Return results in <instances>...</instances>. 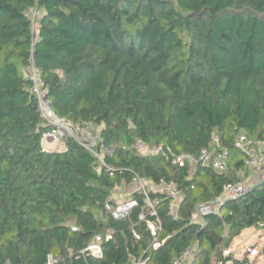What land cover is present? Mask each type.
<instances>
[{
    "label": "trees",
    "instance_id": "trees-1",
    "mask_svg": "<svg viewBox=\"0 0 264 264\" xmlns=\"http://www.w3.org/2000/svg\"><path fill=\"white\" fill-rule=\"evenodd\" d=\"M32 66L56 114L99 128L112 148L103 163L72 137L63 150L42 146ZM216 135L222 170L175 161ZM240 135L264 148V0H0V264H172L194 243L181 264H227L242 231L264 230V181L193 215L248 172ZM136 177L172 182L174 212L146 187L156 216L136 189L138 205L115 219L106 200ZM95 236L97 255L86 250Z\"/></svg>",
    "mask_w": 264,
    "mask_h": 264
},
{
    "label": "built area",
    "instance_id": "built-area-1",
    "mask_svg": "<svg viewBox=\"0 0 264 264\" xmlns=\"http://www.w3.org/2000/svg\"><path fill=\"white\" fill-rule=\"evenodd\" d=\"M28 76L33 81L31 91L37 96L41 116L49 126V129L43 134L42 139L56 142L58 150H63L65 149V139L67 137H72L89 149L98 157L101 163H103V158L101 157H103L104 153H111L112 148L104 147L102 143L99 144L100 139H98L97 144L91 141V137L86 131L89 125L85 122L73 123L56 114L50 108L49 101L45 97L46 90L43 88V81L33 66L28 70ZM96 138H99V134L96 135ZM236 145L241 148L247 156L246 167L248 172L238 173V178L223 185L220 193L210 200V202L198 204L194 209V218H200L202 215L212 210L217 212L218 204H221L226 199H233L243 195L256 181L264 179V148L262 143H259L257 147H250V142L246 137L240 135L236 141ZM134 147L142 153H164L161 147L148 148L141 140H137ZM225 158L226 151L220 148L219 137L216 135L212 138L209 146L201 150L198 158L195 159L190 155L180 154L175 157V161L179 165L187 163L190 166V171H193L199 162L201 164L210 165L212 168L222 170L224 168ZM146 187L149 190L167 193L170 198V204L168 206L169 211L170 213L174 212L180 197V192L176 189L175 185L172 182L166 183L164 181L155 183L139 177H136L128 188H115L106 200L105 209L111 213L115 219L128 218L133 208L138 205L134 198L129 197L131 191L141 189L144 193L145 207L149 209L150 215L156 216L154 204L157 203V200H151L149 198ZM145 217L144 213H140L138 216L140 220L145 219ZM147 227L153 235L152 246L155 248L159 245L156 236V231L159 229V220L156 218L155 221H148ZM109 237L110 234L107 233L105 238ZM101 239L100 236H95L86 250L90 254H99ZM195 247L196 244L194 243L192 246L182 251L178 257L172 261V264H181L187 261L192 256ZM132 264H143V261L141 259L134 260Z\"/></svg>",
    "mask_w": 264,
    "mask_h": 264
},
{
    "label": "rangeland",
    "instance_id": "rangeland-1",
    "mask_svg": "<svg viewBox=\"0 0 264 264\" xmlns=\"http://www.w3.org/2000/svg\"><path fill=\"white\" fill-rule=\"evenodd\" d=\"M86 131L88 135H90L91 141L97 144L99 138H96V135L99 134V128L90 125ZM41 144L45 149H52L51 147H53V143L47 140L42 139ZM55 150H58V148L56 147ZM193 171H190V173L192 174ZM224 254L231 255L232 259L242 261L246 259L248 263L264 264V230L256 232L255 229H250L246 230V232H241V234L233 240L231 246L225 250ZM232 259L228 261L227 264H231Z\"/></svg>",
    "mask_w": 264,
    "mask_h": 264
},
{
    "label": "crops",
    "instance_id": "crops-1",
    "mask_svg": "<svg viewBox=\"0 0 264 264\" xmlns=\"http://www.w3.org/2000/svg\"><path fill=\"white\" fill-rule=\"evenodd\" d=\"M42 142V141H41ZM53 143V147H51L52 149L50 150H55V148L57 147L56 143L54 141H50ZM43 146V145H42ZM47 149V148H46ZM250 229H253V228H248V229H245L244 232H246V230H250ZM243 232V231H242ZM256 232H260V230H256Z\"/></svg>",
    "mask_w": 264,
    "mask_h": 264
},
{
    "label": "water",
    "instance_id": "water-1",
    "mask_svg": "<svg viewBox=\"0 0 264 264\" xmlns=\"http://www.w3.org/2000/svg\"><path fill=\"white\" fill-rule=\"evenodd\" d=\"M263 181H264V180H261V181H259V182H258V183H256V184H259V183H261V182H263ZM256 184H255V185H256Z\"/></svg>",
    "mask_w": 264,
    "mask_h": 264
}]
</instances>
